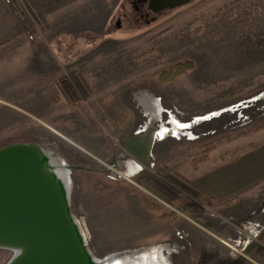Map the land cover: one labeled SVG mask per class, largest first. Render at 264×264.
<instances>
[{"label": "rangeland", "instance_id": "obj_1", "mask_svg": "<svg viewBox=\"0 0 264 264\" xmlns=\"http://www.w3.org/2000/svg\"><path fill=\"white\" fill-rule=\"evenodd\" d=\"M32 2L33 12L18 0L29 20L22 26L0 0V147L37 139L60 153L69 144L49 127L94 144L80 111L112 105L119 140L139 125L164 137L145 179L203 206L184 210L151 187L146 211L137 188L128 205L74 186L70 208L93 255L153 247L160 264H264L253 253L264 245V0H188L157 11L148 0ZM184 61L189 67L174 69ZM62 69L81 70L93 88L80 107L52 98ZM227 175L230 197L197 196L196 178ZM11 255L0 248V264Z\"/></svg>", "mask_w": 264, "mask_h": 264}, {"label": "water", "instance_id": "obj_2", "mask_svg": "<svg viewBox=\"0 0 264 264\" xmlns=\"http://www.w3.org/2000/svg\"><path fill=\"white\" fill-rule=\"evenodd\" d=\"M150 1L156 10L188 0ZM133 139L134 148L140 142L144 151L152 144L149 133ZM0 248L12 252L6 264H137L143 263V252L148 249L94 256L71 211L68 184L52 176L43 150L31 142L0 147Z\"/></svg>", "mask_w": 264, "mask_h": 264}, {"label": "flooded vegetation", "instance_id": "obj_3", "mask_svg": "<svg viewBox=\"0 0 264 264\" xmlns=\"http://www.w3.org/2000/svg\"><path fill=\"white\" fill-rule=\"evenodd\" d=\"M151 6V1L148 0V7L152 11L158 10H154ZM62 71L53 74L52 84L57 93L55 92L52 98L69 108L80 107L82 99L89 97L93 88L81 70L68 69L66 72L62 69ZM93 105L94 110L90 106L85 111L80 112L88 121L90 137L94 138V140L92 139L94 144L77 143L50 127L49 129L54 134H57L69 144L66 148L61 149V152L58 153L53 149L46 148L37 139L32 143L43 150L52 176L60 182L59 176H56L58 171L61 173V180L68 184L69 203L72 188L77 185L89 188L86 190L88 197L96 194L98 197L110 202L119 195L128 205L130 196L137 188L143 208L146 211L149 210L145 206V203L149 202L147 188L155 187L156 182L153 180L157 178L145 179L144 175L150 168L149 163L152 159L154 142L155 140L160 141L163 137H155L154 139L153 130L151 131L150 126L142 128L139 125L137 129H133L128 135L119 140L117 108L111 105L110 109L103 112L97 108L98 105L97 107H95V104ZM146 133L152 135V144L149 150H141L140 142H137L139 148H134L133 137ZM136 178L139 180L136 181ZM158 202L162 201L158 200Z\"/></svg>", "mask_w": 264, "mask_h": 264}, {"label": "trees", "instance_id": "obj_4", "mask_svg": "<svg viewBox=\"0 0 264 264\" xmlns=\"http://www.w3.org/2000/svg\"><path fill=\"white\" fill-rule=\"evenodd\" d=\"M4 1H5L6 5L9 7V9L11 10V12L15 15L18 22L22 26H26L29 23L28 16L21 9V7L18 3V0H4ZM22 1L26 4L28 9L31 10V12H33V9L36 10L34 8V4H33L32 0H22ZM187 67H189V62L184 61V62L176 63L174 69L180 71V70H183ZM172 179L174 182H176L175 178H172ZM153 181L156 182L155 187H157L166 198H168L172 202L178 201V204L181 206L182 209L193 211L195 213L203 212V206L200 205L199 203H196L189 198L183 199L182 196L178 192H175L171 188L160 184L157 179H154ZM199 194H203L202 199H204V200L211 198L210 195H208V194L197 193V196H199ZM147 204L148 203H145V206ZM158 206H160V204L159 205L152 204V207H154V208L158 207ZM253 253L255 256L259 257L261 260L264 261V245H258L257 247H255Z\"/></svg>", "mask_w": 264, "mask_h": 264}, {"label": "crops", "instance_id": "obj_5", "mask_svg": "<svg viewBox=\"0 0 264 264\" xmlns=\"http://www.w3.org/2000/svg\"><path fill=\"white\" fill-rule=\"evenodd\" d=\"M206 177L208 178L209 176ZM224 178H226L227 181H225ZM224 178H218V183H215L211 179L206 180V178H201L200 180H197L198 178H196V180L193 181V184H195L204 193L210 195L214 201H221L226 199V197H230L231 190L235 186V184L231 183L229 175Z\"/></svg>", "mask_w": 264, "mask_h": 264}, {"label": "bare ground", "instance_id": "obj_6", "mask_svg": "<svg viewBox=\"0 0 264 264\" xmlns=\"http://www.w3.org/2000/svg\"><path fill=\"white\" fill-rule=\"evenodd\" d=\"M164 130V129H163ZM162 134H163V132H161ZM56 176H59V179H60V182L62 183V185H65L66 183L65 182H63L62 180H61V173L60 172H56ZM69 181V180H68ZM153 260H152V259ZM161 258V256L158 254V253H156L155 251H154V248L153 247H151V248H148V249H146L144 252H143V256H142V262L143 263H137V264H160L159 263V259ZM114 261V260H113ZM115 262H117V261H114L113 263H115ZM126 262V261H125ZM133 263V262H132ZM132 263H129V262H126V263H124V264H132ZM102 264H110V262H108V261H105L104 263H102ZM164 264H167V263H164Z\"/></svg>", "mask_w": 264, "mask_h": 264}]
</instances>
